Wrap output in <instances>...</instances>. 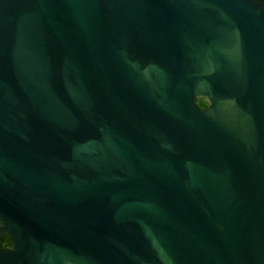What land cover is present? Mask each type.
<instances>
[{
  "label": "water",
  "instance_id": "water-1",
  "mask_svg": "<svg viewBox=\"0 0 264 264\" xmlns=\"http://www.w3.org/2000/svg\"><path fill=\"white\" fill-rule=\"evenodd\" d=\"M0 223V264H264V5L0 0Z\"/></svg>",
  "mask_w": 264,
  "mask_h": 264
},
{
  "label": "flooded vegetation",
  "instance_id": "flooded-vegetation-1",
  "mask_svg": "<svg viewBox=\"0 0 264 264\" xmlns=\"http://www.w3.org/2000/svg\"><path fill=\"white\" fill-rule=\"evenodd\" d=\"M257 1H259L260 3L264 5V0H257ZM201 109H204V108H201ZM0 226H1V223H0ZM0 247H2L3 249L4 248L10 249L12 247V242H11L10 237L8 236V234L4 232L0 233Z\"/></svg>",
  "mask_w": 264,
  "mask_h": 264
},
{
  "label": "trees",
  "instance_id": "trees-1",
  "mask_svg": "<svg viewBox=\"0 0 264 264\" xmlns=\"http://www.w3.org/2000/svg\"><path fill=\"white\" fill-rule=\"evenodd\" d=\"M197 105L200 107V108H207L208 105H209V101L204 98V97H198L197 98ZM2 237V236H1ZM2 248V247H0Z\"/></svg>",
  "mask_w": 264,
  "mask_h": 264
}]
</instances>
